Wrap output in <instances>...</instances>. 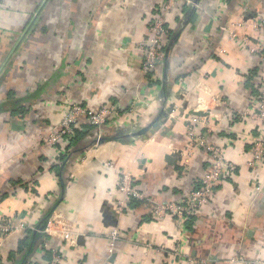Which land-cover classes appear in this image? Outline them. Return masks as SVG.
I'll return each instance as SVG.
<instances>
[{
  "label": "crops",
  "instance_id": "crops-1",
  "mask_svg": "<svg viewBox=\"0 0 264 264\" xmlns=\"http://www.w3.org/2000/svg\"><path fill=\"white\" fill-rule=\"evenodd\" d=\"M164 2L0 0V106L19 100L28 111L0 113V194L7 193L0 219L15 228L0 242V264H185L174 250L195 264L264 260V163L249 166L261 133L244 115L262 70L259 57L222 29L251 46L264 43L252 21L264 19V0L178 3L166 21L167 61L150 82L138 43ZM78 103L123 109L104 135H125L72 153L59 177L44 139L63 108ZM191 112L203 113L199 136L222 147L233 175L190 223L155 219L154 205L184 199L211 170L206 149L189 144ZM142 128L139 137L126 135ZM122 176L142 194L139 204L120 193ZM26 237L29 249L20 252Z\"/></svg>",
  "mask_w": 264,
  "mask_h": 264
},
{
  "label": "built area",
  "instance_id": "built-area-1",
  "mask_svg": "<svg viewBox=\"0 0 264 264\" xmlns=\"http://www.w3.org/2000/svg\"><path fill=\"white\" fill-rule=\"evenodd\" d=\"M178 3L185 4L188 8H197L195 0H165V2L154 10L153 18L147 27V37L138 43V49L142 56L141 71L148 81H157V70L165 66L167 61L170 34L166 25L167 16ZM244 11H247L245 7ZM256 29H264V19L259 16L252 18ZM223 31L230 38L239 40L244 47H248L250 51L259 57L262 75L258 80L259 96L257 101L251 106L248 112L244 115L248 119L259 123V132L261 136L253 144L251 154L252 161L249 166L252 169H257L258 164L264 163V43L258 42L256 46H251L250 41L246 36H240L236 30ZM125 111L115 104H109L99 110H89L82 104H68L62 110L60 121L50 129L48 135L44 139L53 152L64 154L65 151L58 146L66 145L68 137L72 134L75 128L81 124H88L95 128L92 136L88 137V141H94L91 146H98L97 141L106 137L104 129L110 128L115 124V118L120 116V113ZM190 126L188 127L187 135L190 139L189 144L205 148L211 159V170L205 173L201 179L198 189L191 191L184 199L175 202H166L156 204L152 207L151 215L155 219H162L165 216H170L180 224H184L189 218L196 214L208 204L213 195L214 187L223 179L233 175L234 167L226 161L224 150L222 147L214 145H205L199 136L201 123L199 117L190 118ZM90 147V146H89ZM118 189L126 199L143 200L142 194L134 187L131 178L122 176L119 180ZM119 209L122 210L124 202H117ZM14 226L11 222L0 219V242L7 238L14 231ZM115 235V232L114 234ZM69 240V236H65ZM173 257L179 258L185 264H195L192 260L182 259L177 250L173 251ZM247 264H264V260L251 261Z\"/></svg>",
  "mask_w": 264,
  "mask_h": 264
},
{
  "label": "trees",
  "instance_id": "trees-1",
  "mask_svg": "<svg viewBox=\"0 0 264 264\" xmlns=\"http://www.w3.org/2000/svg\"><path fill=\"white\" fill-rule=\"evenodd\" d=\"M172 40V36L170 41ZM251 77V76H250ZM15 102H12L10 104H4L0 106V113L1 112H9L11 111L12 115H18L22 116L25 115L28 111L24 109L23 106L20 105L19 100H14ZM17 101V102H16ZM95 132V128L88 125V124H81L78 128H75L72 132V134L68 137L66 145L58 146L57 148H62L65 153L64 154H54V158H51V170H54L57 174H60L59 177L63 174V169L65 168V165L68 162V156L70 154V150L73 149L75 146L80 145V143L85 142V140L88 142V137L92 136ZM109 140V139H107ZM106 140V141H107ZM60 172V173H59ZM11 185L14 187H21L23 189H26L28 184L23 183L22 181H12ZM200 186V185H199ZM198 187V184H195V188ZM7 196V193L0 194V201L4 199ZM140 201L138 200H132L128 203L129 206L139 204ZM195 217V216H194ZM194 217L189 218L186 221L190 223ZM30 244V238H24L22 241L18 243V251H28V246Z\"/></svg>",
  "mask_w": 264,
  "mask_h": 264
},
{
  "label": "water",
  "instance_id": "water-1",
  "mask_svg": "<svg viewBox=\"0 0 264 264\" xmlns=\"http://www.w3.org/2000/svg\"><path fill=\"white\" fill-rule=\"evenodd\" d=\"M172 44H173V39L170 41V43H169V45H168V48H170V47L172 46ZM191 115L198 117V116H202L203 113H201V112H191ZM157 124H158L157 122H154V123L150 124L148 127H153V126H156ZM146 129H147V128H142V129H139V130L136 131V132L128 133V134H126V135H127L128 137H131V138L139 137V135L142 134ZM119 135H122V136H123V135H125V134L122 132V130H117V131L114 133V135L111 136V137H102V138H100V139L97 141V144H98V145H101V144H102L103 142H105L107 139L113 140V139L117 138ZM93 143H94V141H93V142H92V141H88L87 144H85L84 146H82V148H80V149H78V150L75 149V150L71 151L70 154H69V156H68V159L70 158V155H72V153H76V152H78V151L81 152V151L84 150L86 147L91 146ZM176 162H177V159H173V160L171 161V164H175Z\"/></svg>",
  "mask_w": 264,
  "mask_h": 264
},
{
  "label": "rangeland",
  "instance_id": "rangeland-1",
  "mask_svg": "<svg viewBox=\"0 0 264 264\" xmlns=\"http://www.w3.org/2000/svg\"><path fill=\"white\" fill-rule=\"evenodd\" d=\"M135 127H136L135 129H138L140 126H139V124H138V125H135ZM130 129L133 130L132 127H128V128H127V130H130Z\"/></svg>",
  "mask_w": 264,
  "mask_h": 264
}]
</instances>
